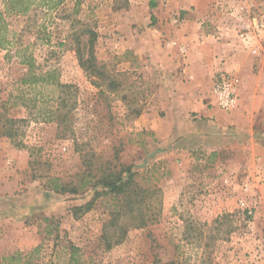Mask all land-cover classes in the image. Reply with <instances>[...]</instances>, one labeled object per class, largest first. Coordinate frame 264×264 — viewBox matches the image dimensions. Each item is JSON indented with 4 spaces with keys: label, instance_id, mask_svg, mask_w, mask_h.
<instances>
[{
    "label": "rangeland",
    "instance_id": "374dc122",
    "mask_svg": "<svg viewBox=\"0 0 264 264\" xmlns=\"http://www.w3.org/2000/svg\"><path fill=\"white\" fill-rule=\"evenodd\" d=\"M29 1L4 13L0 47V131L5 118L17 129L0 134V264H264L263 144L176 146L136 52L167 23L200 30L239 95L232 110L210 106L263 129L264 0ZM130 174L127 191L104 192Z\"/></svg>",
    "mask_w": 264,
    "mask_h": 264
},
{
    "label": "crops",
    "instance_id": "0c3cea01",
    "mask_svg": "<svg viewBox=\"0 0 264 264\" xmlns=\"http://www.w3.org/2000/svg\"><path fill=\"white\" fill-rule=\"evenodd\" d=\"M180 25L165 24L164 33V28L158 31L156 44L144 39L136 50L140 56H149L142 62L152 73L151 89L166 112V137L171 136L175 145L182 148L201 147L215 152L235 146L249 148L252 140L264 146V127L254 126L256 119L242 108L223 112L210 106L216 72L231 68L227 60L221 62L227 53L222 56L221 45L206 40L200 30L188 31ZM171 39L186 44L187 53L183 55L177 48L167 46ZM240 91L242 105L248 110L251 95L255 94L246 83ZM260 95L264 96V92Z\"/></svg>",
    "mask_w": 264,
    "mask_h": 264
},
{
    "label": "trees",
    "instance_id": "16d2710c",
    "mask_svg": "<svg viewBox=\"0 0 264 264\" xmlns=\"http://www.w3.org/2000/svg\"><path fill=\"white\" fill-rule=\"evenodd\" d=\"M51 0L50 2H48L49 4H51ZM4 3V9L0 8V47L1 48H5L6 44L8 43V40L6 38V34H5V18H4V13H25L29 7L31 2L29 0H3ZM54 3H52L53 6ZM57 4V3H56ZM86 32L88 33V54L89 57L88 59H85L84 61L88 62L91 61L93 59V46H94V42L95 39L97 37V33L92 30V29H88L86 30ZM30 70V69H29ZM31 78V77H30ZM24 81H27V79L25 78ZM55 83H59V81H55ZM60 85V84H59ZM63 86V85H62ZM15 122L14 119H10V118H5L4 123H11V126H7V127H3V129L0 131V134L2 135H6L10 138H13L14 135L17 132V129L13 127V123ZM131 181V174L128 177L127 180H122V177L120 175H116V178H110V179H104L103 180V186L108 188L107 191H104L105 193L110 192V193H120L124 190L127 191V186L129 185ZM52 189L54 191H66V186H60L59 185H54L52 187ZM72 190H75L74 188ZM88 204V203H87Z\"/></svg>",
    "mask_w": 264,
    "mask_h": 264
},
{
    "label": "built area",
    "instance_id": "2783aa9c",
    "mask_svg": "<svg viewBox=\"0 0 264 264\" xmlns=\"http://www.w3.org/2000/svg\"><path fill=\"white\" fill-rule=\"evenodd\" d=\"M180 50L182 53L186 51L184 47H181ZM211 92L214 97L211 104L221 110L229 111L238 105L237 85L229 71L221 70L216 73Z\"/></svg>",
    "mask_w": 264,
    "mask_h": 264
}]
</instances>
